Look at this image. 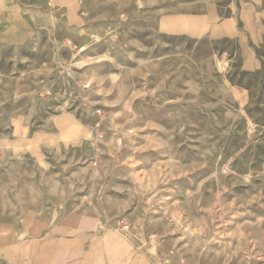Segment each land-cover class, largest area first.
Segmentation results:
<instances>
[{
	"label": "rangeland",
	"instance_id": "374dc122",
	"mask_svg": "<svg viewBox=\"0 0 264 264\" xmlns=\"http://www.w3.org/2000/svg\"><path fill=\"white\" fill-rule=\"evenodd\" d=\"M1 2L0 264H264V0Z\"/></svg>",
	"mask_w": 264,
	"mask_h": 264
},
{
	"label": "crops",
	"instance_id": "0c3cea01",
	"mask_svg": "<svg viewBox=\"0 0 264 264\" xmlns=\"http://www.w3.org/2000/svg\"><path fill=\"white\" fill-rule=\"evenodd\" d=\"M2 1H3V0H2ZM0 3L3 4V3L1 2V0H0ZM21 241H22V240H21ZM21 241H20V242H21ZM20 242H19V243H20Z\"/></svg>",
	"mask_w": 264,
	"mask_h": 264
}]
</instances>
